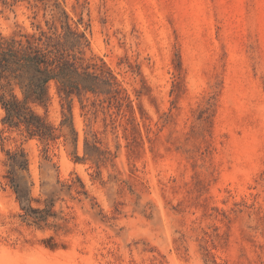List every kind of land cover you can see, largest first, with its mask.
I'll use <instances>...</instances> for the list:
<instances>
[{
  "label": "rangeland",
  "instance_id": "rangeland-1",
  "mask_svg": "<svg viewBox=\"0 0 264 264\" xmlns=\"http://www.w3.org/2000/svg\"><path fill=\"white\" fill-rule=\"evenodd\" d=\"M41 33L115 83L51 80L52 138L0 103V264H264V0H0L1 36Z\"/></svg>",
  "mask_w": 264,
  "mask_h": 264
},
{
  "label": "trees",
  "instance_id": "trees-1",
  "mask_svg": "<svg viewBox=\"0 0 264 264\" xmlns=\"http://www.w3.org/2000/svg\"><path fill=\"white\" fill-rule=\"evenodd\" d=\"M46 38L47 43L40 44L41 37ZM52 37L41 33L39 38H26L17 40L6 39L0 34V103L5 111L3 122L9 126H17L23 123L30 135H38L41 138H52L53 127L45 119L36 114L28 102H45L48 100V83L54 80L66 96L80 90L98 88L100 83L111 86L113 76L104 78L105 70L100 74L96 72H80L78 60L62 43L51 42ZM102 77V78H101ZM10 86H18L23 99H20L10 89L9 98L5 96V90ZM1 138V131H0ZM8 160L12 169L8 171L7 178L14 188L19 201H30L29 189L27 196L23 192V184L28 180L25 175H17L16 169L26 170L28 160L23 152H8ZM47 205V204H46ZM53 203L49 208L35 209L31 206L22 207L25 215L30 216L34 222H39L46 215L51 214Z\"/></svg>",
  "mask_w": 264,
  "mask_h": 264
}]
</instances>
